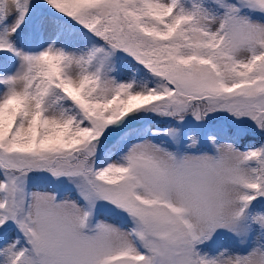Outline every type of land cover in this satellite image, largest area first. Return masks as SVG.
Segmentation results:
<instances>
[{
	"label": "snow or ice",
	"instance_id": "snow-or-ice-1",
	"mask_svg": "<svg viewBox=\"0 0 264 264\" xmlns=\"http://www.w3.org/2000/svg\"><path fill=\"white\" fill-rule=\"evenodd\" d=\"M0 264H264V0H0Z\"/></svg>",
	"mask_w": 264,
	"mask_h": 264
}]
</instances>
